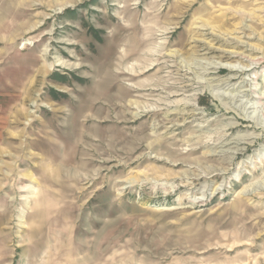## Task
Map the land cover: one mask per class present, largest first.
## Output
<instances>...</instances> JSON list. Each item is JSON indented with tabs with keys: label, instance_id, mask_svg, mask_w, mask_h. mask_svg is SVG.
Masks as SVG:
<instances>
[{
	"label": "rangeland",
	"instance_id": "rangeland-1",
	"mask_svg": "<svg viewBox=\"0 0 264 264\" xmlns=\"http://www.w3.org/2000/svg\"><path fill=\"white\" fill-rule=\"evenodd\" d=\"M0 264H264V0H0Z\"/></svg>",
	"mask_w": 264,
	"mask_h": 264
},
{
	"label": "bare ground",
	"instance_id": "bare-ground-1",
	"mask_svg": "<svg viewBox=\"0 0 264 264\" xmlns=\"http://www.w3.org/2000/svg\"><path fill=\"white\" fill-rule=\"evenodd\" d=\"M231 70H232V69H231ZM261 99H262V98H259L258 100H256V101H257L256 103H257L258 105H261V103H260Z\"/></svg>",
	"mask_w": 264,
	"mask_h": 264
}]
</instances>
